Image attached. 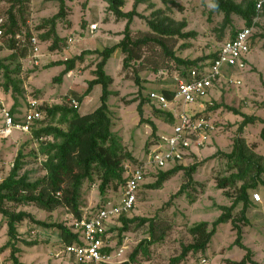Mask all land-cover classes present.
I'll use <instances>...</instances> for the list:
<instances>
[{
    "label": "rangeland",
    "instance_id": "1",
    "mask_svg": "<svg viewBox=\"0 0 264 264\" xmlns=\"http://www.w3.org/2000/svg\"><path fill=\"white\" fill-rule=\"evenodd\" d=\"M240 1V0H238ZM135 0H127L125 10H131ZM214 0H148L141 2L137 10L143 15L135 16L131 24L135 36L155 35L148 24V18L156 16L155 11L162 10V15H170L178 21H186L183 29L189 32L187 36H172L166 42L183 58L199 59L198 66L207 67L222 44L232 37L234 31L239 30L246 23L237 15H231V21H226L224 13L213 11ZM66 16L57 24V32L62 38L58 46L53 48V38L44 39L47 28H38L44 18L51 17L59 11L60 0H31L27 22L20 26L18 33V47L25 48L27 55L18 59H10L12 50L8 46L0 45V58L11 69L13 78L20 80L19 91L12 87L6 91L5 77L0 73V83L5 99L11 105L23 106L28 97H39L45 104L71 103V98L78 99L94 77L93 71L100 60L97 53L88 54L83 62H79L72 72L61 75L64 65L54 64L80 53L85 49L111 46L123 37L126 24L125 19L117 18L108 7L105 0H66ZM9 3L0 0V22L7 20ZM92 23L98 28L92 29ZM84 24V25H83ZM29 35H35L40 41L42 56L39 64H34L32 52L28 43ZM74 41L70 43L68 39ZM20 51V49L18 50ZM146 68L139 70V80L134 79L131 69H123V55L115 52L109 58L105 69L113 77L110 89V114L113 120L112 130L116 132L136 158L135 161L125 160L127 169L134 167L148 158L161 133L170 131L174 123L167 118H160L155 114L157 104L148 98L151 91L163 88L175 89L173 83V67L167 65V56L155 42H150L145 50ZM20 69L17 71V65ZM156 67L153 68V67ZM231 78H237L240 83H232ZM141 87L143 89L141 90ZM102 87L97 85L94 91L87 94L80 111H93L100 104ZM149 99L143 105V115L139 113L138 104L141 98ZM82 102V101H81ZM222 104L214 108V105ZM232 105L240 110L264 119V5L256 18V32L253 45L248 54L246 66L228 70L216 82L208 97L199 100L193 111L210 118L215 130L207 133V138L201 142L195 141L194 148L182 162L183 165L199 163L193 173V183L179 195L174 194L188 181L183 170L166 180L161 188H152L148 185L156 180L161 169L151 168L145 174V180L138 190L136 207L127 217L140 216L153 218L155 221V236H163L153 243L148 255L139 253L135 261L129 264H170L175 257L181 255L183 247L195 241L196 237L190 232V227L200 221H208L209 229L212 222L222 213L221 205H230L238 187L243 181H238L235 187L220 188L218 181L221 177L237 171L231 167L225 153L233 148L236 137L242 135L250 148L254 151L259 162L264 165V138L261 130L264 123L257 120L248 124L243 132L238 127L242 116L229 111L224 105ZM213 106V108H211ZM150 118L157 125V131L152 133V126L141 121V118ZM38 141L32 133L16 132L0 141V181L6 177L22 150L25 154L20 173L27 172L30 179L35 180L46 175L43 166L44 157L36 154ZM216 153V154H214ZM171 167L166 168L165 170ZM126 172H124V175ZM264 180V173L262 174ZM248 183L253 181L250 178ZM100 180H86L82 187V209L85 215L93 214L107 201L117 202L123 191V182H114L101 194ZM249 188L251 205L247 211L248 222L240 219L238 224L242 229V242L253 251V258L264 264V183ZM254 192L261 194V200H256ZM263 196V198H262ZM242 203L233 210V215L239 217ZM19 209L32 212L36 218L48 222H64L72 225L75 218L65 207L59 206L53 211L39 208L36 205L20 206ZM118 223L113 243L119 242ZM149 222L138 226L132 223L131 229L122 234L123 241L118 245H126V258L129 257L135 246L150 235ZM20 247L19 256L28 264H71L68 256L57 257L55 252L63 247L60 230L48 228L24 220L19 225ZM237 230L232 221L218 225L217 232L205 250L189 251L174 264H234L233 261L242 259L245 249L234 243ZM7 225L0 214V264H13L10 253L11 247L6 246ZM35 242L28 244V242ZM117 245V246H118ZM251 264V263H248Z\"/></svg>",
    "mask_w": 264,
    "mask_h": 264
},
{
    "label": "trees",
    "instance_id": "2",
    "mask_svg": "<svg viewBox=\"0 0 264 264\" xmlns=\"http://www.w3.org/2000/svg\"><path fill=\"white\" fill-rule=\"evenodd\" d=\"M9 3L7 9L8 18L2 22L1 26L5 30V45L12 53L8 58L18 59L27 55L25 48L18 47L16 34L21 25L26 24L27 15L31 0H1ZM108 3L110 11L119 19H125L126 24L123 30V37L120 41L103 49H85L73 57L56 61L54 64L64 65L61 75L57 80H61L62 75L76 68L79 62H83L88 54L97 53L100 60L96 63L93 71L94 77L88 81L85 92L78 97L81 102L89 94L96 84L102 87L100 95V104L87 113H81L78 107L71 103H57L53 105L45 104L43 109L46 111V117L32 129V136L38 141L36 154L44 157L43 166L46 175L32 180L27 172L20 173L25 154L19 150L9 174L0 181V214L7 225L8 239L6 246L11 247L10 257L13 264H28L21 260L19 256L20 239L19 225L24 220H30L32 223L48 228H57L60 230V237L64 243L80 242V235L73 231V225H67L64 222H48L35 217L27 210L19 209L20 206L36 205L41 209L53 211L59 206H65L74 216L80 219L84 215L82 209V187L86 180H100L99 190L105 194L107 189L116 181L125 182L124 172L126 167L125 160L135 161L133 153L129 151L122 142L121 137L112 130L113 120L110 114V96L113 91L110 85L113 83V77L106 72L105 66L115 52L123 55V69H131L134 73V79L139 80V70L146 68L145 48L152 41L159 45L167 56V67L179 69L181 67L198 66L199 59H189L179 56L172 47L166 42V38L172 36H187L189 32H184L186 21H178L170 15H162V10L155 11L156 16L148 18V24L155 35L135 36L131 29V24L135 16L143 15L137 10L141 2L148 0H135L131 10L126 11L127 0H105ZM66 0H60L59 11L51 17L44 18L38 28H47L43 35L44 39L53 38V48L58 46L62 39L57 32L58 21L66 16ZM213 11L224 13L226 21H231V15L241 16L247 25H251L254 18L258 16L257 0H214ZM84 25V24H83ZM237 31L232 33V37ZM31 36V35H29ZM4 45V46H5ZM20 49V51H18ZM216 56V53L211 55ZM17 71L20 69V63L17 65ZM153 68L156 69L154 66ZM3 72L5 81L4 88L8 91L11 87L19 91L20 80L11 75V69L0 58V73ZM143 87H141V90ZM168 98L175 94L174 89L163 88L161 90ZM76 99V98H75ZM145 97L141 98L138 104V110L143 115V105L148 101ZM222 104L214 105V108L221 107ZM229 111L241 115L242 120L238 127L240 132L244 128L257 120L264 123V119L253 114H248L239 108L225 104ZM213 108V106L211 107ZM155 114L160 118H167L170 122H175V116L172 111L162 108H156ZM141 121L152 126V133L157 131L156 123L150 118H141ZM261 136L264 138V126L261 130ZM216 154V153H214ZM231 167L237 169L230 175L221 177L218 181L220 188L235 187L238 181L243 183L238 187L233 201L230 205H221L222 213L212 222L209 229L208 221H200L190 227V232L196 237L195 241L183 247L180 256L175 257L170 264L180 260L189 251L205 250L211 241L213 235L217 232L219 224L232 221L237 230V236L234 241L236 245L245 249L246 253L242 259L233 261L234 264H261L253 258L252 249L242 242V229L238 221L242 219L248 222L247 211L251 205L249 188H255L258 181L264 183L262 174L264 165L256 157L254 151L250 148L245 138L239 135L235 138L233 148L225 153ZM199 163L192 165L176 164L167 170H160L156 175V180L149 184L152 188H161L163 183L183 170L187 175L188 181L174 194H181L189 184L193 183V173L197 170ZM250 178L253 182L248 183ZM60 192V195L57 193ZM242 203L241 215H233L236 206ZM122 225L118 227L120 240L123 241L122 234L131 229L132 223L138 226L149 222L150 235L144 238L135 246L130 253L128 260L120 264H129L130 260L135 261L139 253L148 255L150 246L162 239L163 236H155V221L153 218L133 216L120 217ZM35 242H28L34 244Z\"/></svg>",
    "mask_w": 264,
    "mask_h": 264
},
{
    "label": "built area",
    "instance_id": "3",
    "mask_svg": "<svg viewBox=\"0 0 264 264\" xmlns=\"http://www.w3.org/2000/svg\"><path fill=\"white\" fill-rule=\"evenodd\" d=\"M264 0H257V11L262 10ZM256 18L251 25L245 24L236 35L227 39L219 48L216 56L207 67H181L173 73L175 94L168 98L161 90L151 91L148 98L159 108L172 111L175 122L170 131L161 133L156 146L149 151L147 160L125 170V182L120 199L117 202L107 201L93 214L83 215L73 222V231L80 235V242L64 243L55 252V256H68L71 264H120L126 258L127 246L119 242L113 243L116 227L122 215L133 210L138 201V190L145 180V174L151 168L165 170L183 160L191 154L194 142L207 138V133L215 130L214 122L193 111L194 105L210 94L217 81L228 70L246 66L248 54L253 45L256 32ZM4 22V21H3ZM0 22V45H5V30ZM91 28H98L92 23ZM20 33L16 34V39ZM74 41L72 37L68 39ZM19 42V41H18ZM34 64H39L42 56L39 39L35 35L28 38ZM70 73L72 72L69 71ZM232 83H240L237 78H231ZM77 99L71 98V104L80 107ZM45 103L39 97L30 96L23 106L10 105L3 95L0 83V141L16 132L32 133V129L45 119ZM60 195V192L57 193ZM256 200H261V194L254 192ZM118 245V246H117Z\"/></svg>",
    "mask_w": 264,
    "mask_h": 264
},
{
    "label": "crops",
    "instance_id": "4",
    "mask_svg": "<svg viewBox=\"0 0 264 264\" xmlns=\"http://www.w3.org/2000/svg\"><path fill=\"white\" fill-rule=\"evenodd\" d=\"M94 49H95V48H94ZM78 54H79V53H78ZM97 85H100V84H96L95 86H97ZM95 86H94V87H95ZM92 91H94V88L92 89ZM92 91H91V92H92ZM91 92H90V93H91ZM88 96H89V95H86L85 98H87ZM85 98L83 99V101H82L81 103L84 102ZM79 111H80V109H79ZM80 112H81V111H80ZM81 113H82V112H81ZM262 198H263V196H262ZM262 200H263V199H262ZM262 200H261V201H262Z\"/></svg>",
    "mask_w": 264,
    "mask_h": 264
}]
</instances>
